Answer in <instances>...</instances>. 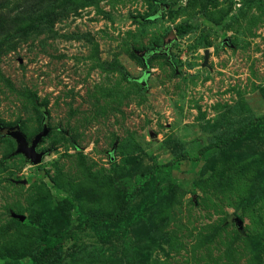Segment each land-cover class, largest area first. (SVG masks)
I'll return each instance as SVG.
<instances>
[{"label": "rangeland", "instance_id": "1", "mask_svg": "<svg viewBox=\"0 0 264 264\" xmlns=\"http://www.w3.org/2000/svg\"><path fill=\"white\" fill-rule=\"evenodd\" d=\"M2 123L0 264H264V0H0Z\"/></svg>", "mask_w": 264, "mask_h": 264}, {"label": "trees", "instance_id": "2", "mask_svg": "<svg viewBox=\"0 0 264 264\" xmlns=\"http://www.w3.org/2000/svg\"><path fill=\"white\" fill-rule=\"evenodd\" d=\"M191 28H192V25L190 23L179 24V25L175 26V33L176 34H183L186 31L190 30ZM156 49L157 48H153L151 50L145 51L143 54L144 57H146L148 53H150L152 51H156ZM120 69H122V68H120ZM42 114L43 115L46 114L45 109L42 110ZM258 119L261 120L260 118H258ZM0 126L7 128L10 126V124L2 123ZM252 126H253V123L248 122L247 120H245L241 123L235 124V126L232 129H230V132L226 136H224L223 138H219V139H222V141L216 142L215 145L221 144L223 146L229 142L230 143L233 142L236 139H240L241 137H246L247 135L252 134L253 133L252 132ZM167 163L170 164V163H172V161H169ZM136 192H137V189H134L132 191V193L130 194V196L125 201V203L120 207V209L115 214L108 217L109 221L117 224L118 230L121 229V227L125 228L129 224V222H131V220L133 219L132 214L129 210L128 204H129V198L134 196L136 194ZM91 221L92 220L90 218H87L85 220L86 225L92 227V225L97 224V223L91 222ZM54 255H55V249H50L49 247L44 246L32 254L30 264H48Z\"/></svg>", "mask_w": 264, "mask_h": 264}, {"label": "water", "instance_id": "3", "mask_svg": "<svg viewBox=\"0 0 264 264\" xmlns=\"http://www.w3.org/2000/svg\"><path fill=\"white\" fill-rule=\"evenodd\" d=\"M0 129H2L1 126ZM47 132V128L42 127L30 140H28L26 135L18 128V126L15 128H5V134L12 137L16 142L15 152L23 155L24 158L32 164L40 163L46 153L45 150H37V145L42 138L46 136Z\"/></svg>", "mask_w": 264, "mask_h": 264}]
</instances>
